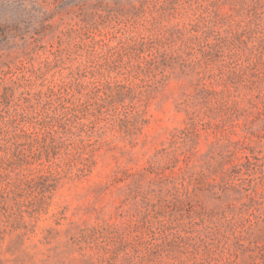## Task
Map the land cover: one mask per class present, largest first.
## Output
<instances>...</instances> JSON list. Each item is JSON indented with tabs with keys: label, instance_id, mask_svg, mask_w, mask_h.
Listing matches in <instances>:
<instances>
[{
	"label": "rangeland",
	"instance_id": "obj_1",
	"mask_svg": "<svg viewBox=\"0 0 264 264\" xmlns=\"http://www.w3.org/2000/svg\"><path fill=\"white\" fill-rule=\"evenodd\" d=\"M0 264H264V0H0Z\"/></svg>",
	"mask_w": 264,
	"mask_h": 264
}]
</instances>
